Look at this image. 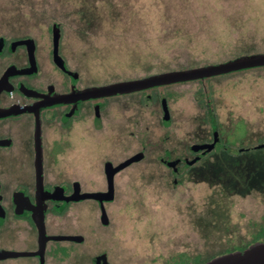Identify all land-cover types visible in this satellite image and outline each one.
Returning <instances> with one entry per match:
<instances>
[{"label": "flooded vegetation", "instance_id": "obj_1", "mask_svg": "<svg viewBox=\"0 0 264 264\" xmlns=\"http://www.w3.org/2000/svg\"><path fill=\"white\" fill-rule=\"evenodd\" d=\"M56 24L43 45L30 35H0V264H209L264 245V91L255 97L263 117L253 124L223 110L212 87L235 74L260 72L264 81V66L86 97L193 68L97 82L65 55L59 24L55 47ZM184 85H198L194 131L177 141L173 131L183 123L174 105L185 97L178 89ZM185 185L211 195L202 213L198 201L180 197ZM244 204L253 207V218H242ZM121 212L143 225L135 254L117 233L113 216ZM175 230L181 233L170 237ZM187 236L194 239L188 256L185 250L166 256L182 249ZM203 252L213 257L200 262Z\"/></svg>", "mask_w": 264, "mask_h": 264}, {"label": "rangeland", "instance_id": "obj_2", "mask_svg": "<svg viewBox=\"0 0 264 264\" xmlns=\"http://www.w3.org/2000/svg\"><path fill=\"white\" fill-rule=\"evenodd\" d=\"M55 23L61 25L65 55L97 82L194 68L243 53L264 52V0H0V35H30L43 45L51 41ZM262 79L260 72L235 74L217 78L212 87L222 99L223 110L230 108L233 117L244 114L256 124L263 117L255 98L264 91ZM178 89L185 97L174 105L177 121L183 123L181 129L173 131L177 141L190 139L193 134L189 121L195 112L193 93L198 85ZM184 187L180 197L184 202L198 201L202 213L203 203L211 195L196 185ZM239 212L244 213V220L255 215L249 204L239 205ZM124 213L113 216L117 233L128 253L135 254L142 248L136 236L143 225L138 222V228ZM233 220L240 221V217ZM179 232L172 231L169 236L177 238ZM190 239L187 236L182 249H170L166 256L184 250L188 256L191 252L186 245L194 243ZM204 245L201 243V251L207 249ZM206 253L200 262L213 257ZM165 258L172 263L175 257Z\"/></svg>", "mask_w": 264, "mask_h": 264}, {"label": "water", "instance_id": "obj_3", "mask_svg": "<svg viewBox=\"0 0 264 264\" xmlns=\"http://www.w3.org/2000/svg\"><path fill=\"white\" fill-rule=\"evenodd\" d=\"M59 42V25L54 26V43ZM60 62V61H59ZM264 66V55L239 58L223 64L209 65L177 72H167L133 82L117 83L90 90L86 97H104L149 89L174 83L189 82L207 77L233 73ZM209 264H264V245L252 248L244 255H232L216 259Z\"/></svg>", "mask_w": 264, "mask_h": 264}]
</instances>
